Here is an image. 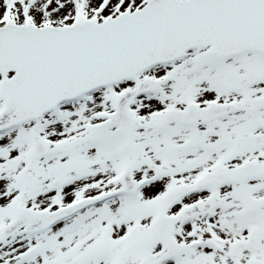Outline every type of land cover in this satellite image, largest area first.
Here are the masks:
<instances>
[{"label":"snow or ice","instance_id":"6c2138e0","mask_svg":"<svg viewBox=\"0 0 264 264\" xmlns=\"http://www.w3.org/2000/svg\"><path fill=\"white\" fill-rule=\"evenodd\" d=\"M0 264H264V0H0Z\"/></svg>","mask_w":264,"mask_h":264}]
</instances>
